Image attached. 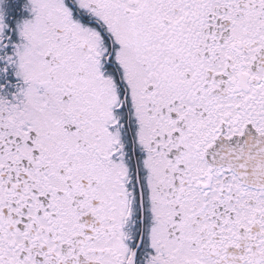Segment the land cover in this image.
Segmentation results:
<instances>
[{"label": "snow or ice", "instance_id": "obj_1", "mask_svg": "<svg viewBox=\"0 0 264 264\" xmlns=\"http://www.w3.org/2000/svg\"><path fill=\"white\" fill-rule=\"evenodd\" d=\"M0 264H264V0H0Z\"/></svg>", "mask_w": 264, "mask_h": 264}]
</instances>
